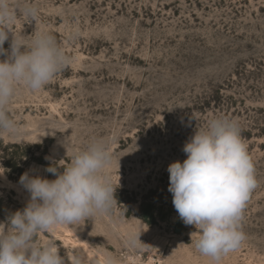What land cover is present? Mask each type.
<instances>
[{
    "label": "rangeland",
    "instance_id": "374dc122",
    "mask_svg": "<svg viewBox=\"0 0 264 264\" xmlns=\"http://www.w3.org/2000/svg\"><path fill=\"white\" fill-rule=\"evenodd\" d=\"M0 264H264V0H0Z\"/></svg>",
    "mask_w": 264,
    "mask_h": 264
}]
</instances>
